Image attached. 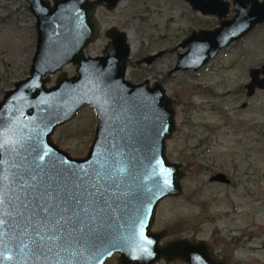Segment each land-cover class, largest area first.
<instances>
[{
  "label": "water",
  "instance_id": "obj_1",
  "mask_svg": "<svg viewBox=\"0 0 264 264\" xmlns=\"http://www.w3.org/2000/svg\"><path fill=\"white\" fill-rule=\"evenodd\" d=\"M116 1L26 0L34 50L27 75L0 97V264H102L113 253L116 264H227L201 238L161 242L165 229L151 228L157 202L181 191L179 164L165 155L174 106L160 83L125 79L123 31L108 27L100 54L84 55L97 36L95 5L110 9ZM186 1L215 14L218 24L181 39L185 49L173 69L200 67L264 22V0H231L230 18L227 0ZM67 63L69 75L61 70ZM249 74L247 94L264 88V63ZM83 104L97 120L85 154L76 157L51 134Z\"/></svg>",
  "mask_w": 264,
  "mask_h": 264
},
{
  "label": "rangeland",
  "instance_id": "obj_2",
  "mask_svg": "<svg viewBox=\"0 0 264 264\" xmlns=\"http://www.w3.org/2000/svg\"><path fill=\"white\" fill-rule=\"evenodd\" d=\"M232 13L229 5L226 17ZM95 15L99 32L83 53H99L107 41L105 28L118 27L129 45L125 78L160 83L173 99L175 127L165 153L181 162L182 189L157 202L151 228L165 229L161 241L204 238L230 261L264 264V88L248 96L242 87L248 67L264 62V22L202 66L173 69L177 52L185 49L180 39L191 29L217 24L215 14H200L186 0H119L110 10L97 7ZM34 41V16L26 0H0V97L27 74ZM158 50L161 54L149 61L141 59ZM61 70L69 75L73 65ZM95 122L92 108L84 104L54 129L52 139L72 156L84 155ZM216 171L230 182L209 181ZM245 229L252 231L251 239L233 238ZM102 264H116L115 254Z\"/></svg>",
  "mask_w": 264,
  "mask_h": 264
},
{
  "label": "flooded vegetation",
  "instance_id": "obj_3",
  "mask_svg": "<svg viewBox=\"0 0 264 264\" xmlns=\"http://www.w3.org/2000/svg\"><path fill=\"white\" fill-rule=\"evenodd\" d=\"M119 0H117L116 2H115V4H114V6L117 4V2H118ZM228 1V0H227ZM229 2V1H228ZM230 2H231V0H230ZM230 2H229V5H230ZM114 6L112 7V8H114ZM97 7H103L104 9H107L106 7H105V5H103V4H96L95 5V7H94V16H95V18L97 19V21H98V29H97V34H98V32H99V26H100V21H99V18L98 17H96V15H95V11H96V8ZM112 8H110V9H112ZM110 9H108V10H110ZM228 9H229V6H228ZM230 17H232V15L231 16H229V17H226V18H230ZM217 24H218V22H217ZM217 24H214L213 26H211V27H199V28H197V29H191L189 32H188V34L192 31V30H198V29H201V28H204V29H210V28H213L214 26H216ZM110 26H113V27H115L116 29H118V30H120V31H122L121 29H119L118 27H116V26H114V25H109V26H107L106 28H105V30L108 28V27H110ZM104 34H105V31H104ZM188 34H186L185 36H183L181 39H183L184 37H186ZM97 37V36H96ZM181 39H180V41H181ZM107 40H108V38H107ZM179 41V42H180ZM234 41V40H233ZM107 42V41H106ZM105 42V43H106ZM232 42V41H231ZM34 43H35V41H34ZM104 43V44H105ZM104 46V45H103ZM85 48V47H84ZM83 48V49H84ZM103 48V47H102ZM101 48V49H102ZM34 50V49H33ZM160 50H158V51H156V52H154V53H150V54H155V53H157V52H159ZM100 52H101V50H100ZM100 52L99 53H97V54H84V55H91V56H95V55H98V54H100ZM161 52V51H160ZM181 52V51H180ZM33 53V52H32ZM161 54V53H160ZM217 54V53H216ZM147 55H149V54H147ZM146 56V55H145ZM142 57H144V56H142ZM141 57V58H142ZM207 62V61H206ZM205 62V63H206ZM204 63V64H205ZM264 62H262V63H260L258 66H250V67H248V69H247V75H248V79L245 81V82H243V84H242V87H243V89H244V94L245 95H248V96H250V95H252L256 90H258V89H262V88H257V87H255L254 89H253V91L250 93V94H247V88H246V84L249 82V80H250V74H249V70L251 69V68H258L261 64H263ZM202 66V65H201ZM73 69H74V67H73ZM192 69V68H191ZM27 75V74H26ZM25 75V76H26ZM257 77H262V73L261 72H257ZM24 76V77H25ZM125 77V76H124ZM20 79V78H19ZM126 79V78H125ZM127 79H129L131 82H139V81H141V80H133L134 78L133 77H129V78H127ZM13 83V82H12ZM147 83H148V85H152V84H149V81L147 80ZM47 85H50V84H48V82H47ZM12 87V86H11ZM10 87V88H11ZM8 89V88H7ZM166 95L171 99V102H172V105H173V99H172V97L170 96V95H168L167 93H166ZM84 105V104H83ZM80 109V108H79ZM78 109V110H79ZM77 110V111H78ZM76 111V112H77ZM76 114V113H75ZM174 119H175V115H174ZM97 120V119H96ZM95 124H96V122H95ZM95 124H94V126H95ZM94 126H93V132H94ZM57 127V126H56ZM55 127V128H56ZM175 127V126H174ZM174 129V128H173ZM172 132H173V130H172ZM171 132V133H172ZM171 133H170V135H171ZM169 135V136H170ZM92 136H93V134H92ZM168 136V137H169ZM167 137V138H168ZM51 139H52V134H51ZM91 139H92V137H91ZM53 140V139H52ZM54 141V140H53ZM55 142V141H54ZM90 142H91V140H90ZM89 142V143H90ZM165 142H166V140H165ZM56 143V142H55ZM57 144V143H56ZM58 145V144H57ZM89 145V144H88ZM59 146V145H58ZM88 147V146H87ZM87 150V149H86ZM86 152V151H85ZM70 154V153H69ZM85 154V153H84ZM71 155V154H70ZM165 155H166V153H165ZM75 156V155H74ZM80 156H83V155H80ZM76 157H79V156H76ZM166 157H167V155H166ZM167 159L168 160H170V161H174V162H177L178 164H179V169L181 170V172H182V175H183V170H182V165H181V162L180 161H177V160H172V159H169L168 157H167ZM220 173H222L223 174V179L222 180H219V179H213V178H211L212 176H214V175H216V174H220ZM182 175H181V177H182ZM180 177V178H181ZM208 180L209 181H219V182H224V183H229L230 182V179L227 177V175L225 174V173H223V172H221V171H216V172H214V173H212V174H210L209 176H208ZM180 185H181V183H180ZM181 189H182V186H181ZM250 228V227H249ZM173 237H175V236H173ZM185 237H189V236H185ZM240 237H245L246 238V240L247 239H251L252 237H253V234H252V231L250 230V229H245L242 233H238V234H235V235H233V238L235 239V238H240ZM191 238H194V237H191ZM201 239H203V240H205L206 241V243L211 247V250H212V252H213V254L216 256V257H218V258H220V259H222L223 261H225L227 264H237V263H235L234 261H230L229 260V258H227L225 255H223V254H221L217 249H216V247L215 246H213V245H211L206 239H204V238H201ZM162 242V241H161ZM115 254V257H116V253H113V254H111V255H114ZM103 263V262H102Z\"/></svg>",
  "mask_w": 264,
  "mask_h": 264
}]
</instances>
